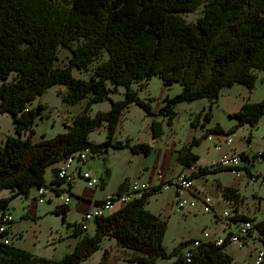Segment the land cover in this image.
<instances>
[{"label": "trees", "instance_id": "obj_1", "mask_svg": "<svg viewBox=\"0 0 264 264\" xmlns=\"http://www.w3.org/2000/svg\"><path fill=\"white\" fill-rule=\"evenodd\" d=\"M203 5V15L195 24L182 17ZM62 48L72 52L64 68L57 66ZM104 53L108 60L91 71L90 79L74 77V69H90ZM258 72H264V0H0V115H11L16 135L8 136L0 146V194L5 190L12 193L0 200V209L8 210L15 197L26 196L33 188L46 187L48 168L83 150L106 156L110 148L130 149L133 154L149 157L153 147L148 143L114 141L121 119L132 104L149 117L164 116L171 125L180 103L207 100L212 106L223 89L238 84L251 92L256 88ZM154 77L166 86L182 87L175 97L164 99L159 113L133 88L142 84V89ZM55 86L65 88L62 95L66 103L77 105L86 100L85 109L65 133L53 138L43 136L35 143L31 136L24 135L33 133L47 107L39 104L34 108L33 103ZM120 87L126 90L125 99L112 100L111 95ZM102 101L110 102V110L91 117L93 105ZM233 117L236 124L228 132L220 126L210 128L206 135L194 138L178 151L179 163L184 167L197 165L199 157L193 149L208 135L231 136L249 126L250 141L264 117V100L248 101ZM202 118L204 125L210 123L211 110L199 114L192 125ZM102 125L108 130L107 140L92 142L90 135ZM162 125L152 122L154 138L162 133ZM258 159L264 160V152L255 153L253 165ZM199 171L211 175L222 170ZM53 172L51 186L60 187L58 168ZM108 178L109 174L102 179L104 186ZM126 185L127 180L119 193L127 189ZM158 191L160 188H154L122 209L96 218L92 235L80 224L68 225L80 239L74 251L60 260L37 258L21 248L0 245V264H82L101 249L105 239L114 240L128 253L129 263L155 264L158 259L174 258V264H233L227 244L204 243L189 261L186 253L195 240L181 242L168 252L163 246L168 222L146 209L150 197ZM223 192L229 200L241 198L234 189L223 188ZM69 212V205L54 211L64 221ZM235 219L254 221L250 236L258 233L264 244V219Z\"/></svg>", "mask_w": 264, "mask_h": 264}, {"label": "rangeland", "instance_id": "obj_2", "mask_svg": "<svg viewBox=\"0 0 264 264\" xmlns=\"http://www.w3.org/2000/svg\"><path fill=\"white\" fill-rule=\"evenodd\" d=\"M203 5L200 10L198 9L195 12L182 14V17L189 23L195 24L198 19H200L203 15V11L205 9ZM72 52L66 48H62L59 53V60L57 62V66L60 68H64L68 65L70 57L72 56ZM108 60L107 54H101V56L95 60L90 69L79 71L74 69L73 74L77 79H90L91 71H93L98 65L102 64L104 61ZM258 81L256 84V88L253 91H249V89L243 85L238 84L235 85L234 89H232L233 93L239 94L242 92L247 97H251L253 100L263 101L264 100V72H258ZM12 80V77H11ZM0 81V85H1ZM142 84H134L133 88L137 90L139 93V97L143 100L150 101L155 112H159L164 104V99L173 98L177 94L181 92V85L174 84L173 86H166L162 79L159 77H154L152 80L148 81L147 84L140 88ZM66 90L64 87L55 86L49 89L45 95H41L35 99L33 103V107L36 108L39 104L45 105L47 110L45 114H43V118L39 117L37 119V124L35 129L33 130L35 139L43 136L45 134L46 138H53L59 134L65 133L68 129L67 126L73 123V120L77 115L83 113L86 100L81 101L77 105L69 104L63 101L62 93H65ZM126 90L123 87H120L118 91L111 95V99L114 101H123L125 99ZM111 104L109 101L98 102L93 105L90 110L89 115L91 117L96 116V114L100 111L106 113L110 110ZM189 106L187 104L183 105L184 111H181L180 117L174 120L175 126L174 129L176 134L173 135L172 139L168 140V143L172 144V147L178 149L180 151L184 146L188 144V142L192 139L194 134L196 136L199 133H196L194 128L191 126V116ZM120 125V132L117 133L118 142L126 143L130 141L133 144L138 143H148L152 144V131H151V120L146 112L140 107L132 104L127 113L122 117ZM236 123L235 120H232L228 116H224L222 120V126L227 130L232 127ZM13 122L10 115H4L0 118V133L9 134L10 136H16L13 131ZM229 131V130H228ZM107 132L106 126H101L96 131H94L90 135V140L94 143H104L107 140ZM237 142L241 145V147H245L246 150H249L251 153L249 146L247 144L248 137L251 134V129L249 126H245V128H240L237 132ZM234 141V138H232ZM254 141L252 153L262 151L264 148V125L257 129L256 132H253V136L251 141ZM161 144V142H159ZM157 144V145H159ZM197 152L201 155L204 160V163H211L216 160L219 151H217L210 141L204 140L201 147L197 150ZM156 160L155 153L150 157H145L144 155H133L130 149L117 150L114 148L109 149V154L106 156H100L95 160L88 162L87 167L91 170L93 176L96 178H104L106 176V171L109 169L111 171V178H109V182L111 187H116L121 182L122 178H124L123 174L125 171V167L129 168V176L132 178L131 182L134 181H148L151 177V173L154 169V164ZM172 166L179 167L178 161L173 157L172 158ZM171 167L169 170L163 169L161 165L155 168L157 171H164L166 174L167 180L170 177H173L174 171H171ZM148 168V170L146 169ZM249 172L252 176L255 177H264V160L258 159L255 161V164H250ZM166 171V172H165ZM168 171V172H167ZM163 173V172H162ZM164 175V174H163ZM54 176V173L49 169L47 172L46 179L50 180V178ZM233 175L226 174L222 175L221 179L226 181L233 180ZM214 177L211 178L210 183L216 186V183H213ZM243 184H242V195L244 196V200L246 201L245 207L251 209L250 215L256 221H261L264 219V185H262L261 181H252L248 174L243 175ZM133 185L132 183H129ZM78 187L84 189V183L80 181L78 183ZM129 188V186H128ZM100 190V189H94ZM175 195L174 188L165 189L163 192L155 195L150 200V205L148 206L149 211L152 213L158 214L162 210L167 209V206L170 205ZM24 199H17L14 201L12 206H10L11 213L13 214V218L16 220L20 219V215L22 213L26 214V207H23L22 203ZM24 203H27L26 201ZM44 206V205H42ZM71 209L73 213L68 214L67 223H65L64 230H66L68 225L73 226L74 223L81 220V216L79 210L83 208L84 205L79 207V201L77 199H72ZM232 212L233 209L231 208ZM170 213V224L168 226V230L166 233L165 240L163 241L164 248L171 252L175 247L178 246L181 241V236L184 231H187L192 228H200L204 225V223L210 221L211 215L208 214H200L197 219H191L188 223L181 222V216L177 213L176 208L173 211H169ZM2 215L0 210V216ZM74 221V222H72ZM73 224H71V223ZM44 226L53 227L56 230V227L62 223V219L55 217L54 214H49L44 221L42 222ZM94 223L90 224L89 233L92 235L94 231ZM109 240L105 239L101 243V249L97 250L94 256L91 258L90 264H98L100 260H102L105 250L110 248L111 244H109ZM263 243L259 244V248L255 251H252V254L249 248H244V252L247 255L246 259H238L235 264H255L257 260L258 251H262ZM235 246V245H234ZM65 255L69 254V248L65 244ZM251 254V255H250ZM64 255V256H65ZM122 254H118L116 257L121 256ZM127 256V255H125ZM175 259H158L155 264H174ZM83 264V263H82ZM85 264V263H84ZM119 264H141V263H129L128 261H120Z\"/></svg>", "mask_w": 264, "mask_h": 264}, {"label": "crops", "instance_id": "obj_3", "mask_svg": "<svg viewBox=\"0 0 264 264\" xmlns=\"http://www.w3.org/2000/svg\"><path fill=\"white\" fill-rule=\"evenodd\" d=\"M234 87L235 86H233L231 88L226 87L225 89H223L219 101L216 104H213L212 106L210 105V103L207 100H203V101H200L197 103L196 102L190 103V104L184 103V104H187L189 106L188 109L190 110L189 114L191 116V119H190L191 126L194 128L196 133H199L198 136H196L194 134L192 139L184 147L189 146L192 143L194 138L199 139V138L203 137L204 135H206L208 129H210V128L213 129L217 126H220L223 128L224 131L228 132V130L232 129L236 123H234V125L232 127H230L229 129L226 130L222 126V120H223V117L225 115L228 116L231 119V121L232 120L236 121V119L233 117V115L238 113L241 110V108L243 107V105H245L248 101L253 102V103H256V102L260 103L261 102V100L260 101L253 100V99H251V97H247L242 92H239V94H237L238 92L233 93L232 89H234ZM184 104L180 103L175 108V111L177 113L176 118L180 117L181 111L185 110V109H183ZM208 110H211V112L213 114V120H211L210 123L204 125V120L202 118L199 120V122L196 123L197 125H195V124L192 125V121L194 119H196L199 114L203 113L204 111H208ZM127 111L125 112V114L127 113ZM153 111H154V109H153ZM155 113H159V112H155ZM7 114L8 113L0 115V118L4 115H7ZM149 118L152 119L150 128L152 131L151 134H152L153 142L151 145L150 144H148V145L153 147L151 155L154 152L155 156H156V160H155L156 164H154V169L151 173V177L148 179V181L131 182L132 178L129 176V168L125 167V171L123 174L124 178H122V180L119 183V185L117 186V188L111 187V184L109 182V178H111L112 175H111V171L109 169L107 170L109 173H107V171H106V176L104 178H100V181H102V179L107 178V174H109V178L106 180L105 186L103 185V183H100V185L95 187V188H89V187H87V185L85 184V181L82 178H77L75 183L73 184V186L70 188L71 203H72V199H77L79 201V207L81 205H84V206L78 212V213H80L81 220H79L78 222H76L74 224L82 223V220H83V217L85 216V214L87 212H89L91 209L95 208L99 202H102V200L105 198V196L107 194H116V195L121 194V193H119V189H120L121 184L125 180H127L126 187L130 185L129 183H132V184L133 183H138V184L147 183V185H149L151 187V189L160 188V191H158L155 194V195H157V194H159L165 190L164 189L165 183L170 184L171 182H173V180H175L177 178V176H179L180 173H182L184 171L190 173L191 176L193 175L195 192H193V191L192 192H186L183 197L186 199H189V200H193V201H197L198 199H201L203 197L210 199L211 200V206L213 209V211L211 213H209V214L204 213V211L201 208H199L195 211L189 210V211L181 212L177 207V199H178L179 195H178L177 189L173 186L171 188H174L175 195H174V198L171 201L170 205L167 206V209L162 210L158 214H155V213H152L151 211H149L148 206L150 205V200L155 195L150 197L149 202L146 205L147 211H149L152 214H155L157 216H160L161 219L168 222V225L170 224V221H169L170 220V213H169V211L171 212L175 208L177 210V213L180 214V216H181V220H182L181 222H185V224L188 223V221H191V219H193V218L197 219L200 214L211 215V218H210V221L208 222V224L206 222V223H204V225L202 227H200L198 229L192 228V229H189L187 231H184L182 233L181 241L179 242V244L181 242H186L189 240L194 241V240L202 238V234L205 230L211 232L212 234L220 235L222 237H227L232 232H235L236 226L234 225V223L230 220H224L223 219V214L226 212H231L236 218L237 217L253 218V216L250 215L251 209L245 207L246 201L243 199L244 196L242 195V192H241L242 191V184L244 182L243 175L246 173V174H248V177L251 179L252 174L250 172H247L245 170L242 173V175L239 176L236 173H234L233 171H226L225 169L222 171H219V172H213V174H211V175H209V174L208 175H201V173L199 171L200 169H203V168H207V170H210V166H212L214 162L218 161L224 154L226 155L231 151L246 153V154L250 155V158H253L254 154L252 152L255 151V150H253V145L255 144V142L253 140L252 141L247 140V144L249 146V149L251 150L250 151L251 153H249V150H246L245 147H241V145L237 142V135H236L237 133L230 136V137L234 138V141L231 145H227V144H225L224 141H220L222 139V137L226 136V135H218V134L210 135V136H213V138H214L213 141H211L209 139V135H208V137H206V139H203V141L204 140L210 141V143H212L214 145L215 149L217 151H219L216 160L212 161L210 164L204 163L203 158L197 152V150L201 147V145L203 143V141H202L200 143V145L196 146L193 149L194 154L199 157V162L197 163V165H195V166L193 165L192 167H184L181 165V163H179L178 149L173 148L172 144L168 143V140L172 139L173 135L176 134V131L174 129V126H175L174 120L176 118L173 120L171 125L167 124V119L164 116H159L157 118H153V117H149ZM154 120H156L157 122H162V124H163L162 125V133H160V136L157 139L154 138V136H153L154 131L152 129V122ZM12 122H13V120H12ZM262 125H264V117L261 119V121H259L258 126L254 129L253 132H256L257 129L260 128ZM13 127L15 129L14 124H13ZM14 129H13V131H14ZM119 132H120V129H119ZM8 136H10V135L0 133V146L5 144ZM29 136H31L32 140L35 143H38V142L42 141V137L45 136V134H43V136H41L37 139L33 138L34 133H32V134L27 133L26 135H24L25 138H27ZM10 137H14V136H10ZM114 141H118L117 134L115 136ZM159 142H161V144H159ZM138 144H140V143H138ZM157 144H159V145H157ZM133 145H136V144H133ZM261 150L262 151L257 152L256 154L264 152V148ZM133 155H136V154H133ZM136 156L138 157L139 155H136ZM99 157L100 156H98L97 158H99ZM145 157H148V156H145ZM173 157L178 161L179 167H175V166L171 167V165H172L171 161H172ZM61 165H62V163H60L56 166L54 165L53 167L48 168V170L50 169L53 172L54 167L59 168V167H61ZM87 165H88V163L83 166V170H86V172H89L92 174L91 170L87 167ZM159 165H161V167H163V169L166 168V170H169L171 167V171L172 170L174 171L173 177H170L167 180V177H166V174L164 173V171H162L163 172L162 173L160 171L155 170V168L157 169V167H159ZM146 169L148 170V168H146ZM48 170H47V172H48ZM226 174L233 175L234 176L233 180L224 182V180L221 179V176L226 175ZM46 176H47V173H46ZM46 176H45L46 185L51 186V183H52L54 176H52L50 178V180H47ZM212 177L215 178L213 183H216V186H214L212 183H210ZM80 181H82L84 183V186H85L84 189H81L78 187V183ZM223 188L234 189L236 193H239L241 198L238 201H235L232 199L229 200V199L225 198ZM94 189H100V190H94ZM38 191H39L38 188H33L31 191H29L28 195H26V196L19 195V196L15 197V199L13 200L11 205H9L8 210H4V211H2L1 209L0 210H1L2 214L5 211H7L8 213H10L13 216V214L11 213V210H10V206H12V204L14 203L15 200L25 198V200H22V203L24 204L23 207H26V214L22 213V215L19 216L20 219L19 220L14 219V221L11 224L12 246H14L16 248H21L22 250L27 251L28 253H30L33 256H36L37 258H47V259H52V260H60L64 257V255H65L64 253H66L65 247H64L65 244L69 248V250H68L70 252L69 254H71L74 251L76 244L80 238L74 236V230L72 228H69V226H67L66 230H64V226H65V223H67V220L64 221L62 219V217H60L54 213L56 207L62 206L61 200H59V198H56L51 194L48 196L49 199L47 201H45V203H39ZM10 196H12V193L9 192L8 190H5L0 194V200L5 199L7 197L9 198ZM137 198H138V196H136V199ZM25 201L27 203H24ZM42 205H44V206H42ZM71 207L72 206L70 205V212H69L70 216L73 213ZM122 208H123V206H121V204L117 203L116 210L118 211ZM231 208L233 209L234 212H232ZM49 214H54L55 217L62 219V223L56 227V230H54V228L51 226L50 227L44 226L42 223L44 221V219ZM72 222H74V221H72ZM71 224H73V223H71ZM89 229H90V224L87 226V230H86L88 232V234H90ZM93 233H94V231H93ZM109 241H110L109 244H111V246L109 249L107 247V249L104 252L102 260H100L98 264H102V261H104V260L107 262V264H119L120 261H127V256H128L127 254L128 253H125V251L123 249L118 247L117 244L114 242V240H109ZM259 244H262V242L260 240V235L258 233H254L252 236H250L247 239L246 244H244L242 247L238 246L236 243H229V244H227L226 249H227V252L233 256V258H234L233 264H235L236 260L247 258V255L243 250L244 248H249V250L252 254V251H255L259 248ZM258 252H260V250ZM118 254L119 255L122 254V255L119 257H116ZM125 255H127V256H125ZM93 256L94 255H92V257ZM92 257H90V259L84 263L90 264Z\"/></svg>", "mask_w": 264, "mask_h": 264}, {"label": "built area", "instance_id": "obj_4", "mask_svg": "<svg viewBox=\"0 0 264 264\" xmlns=\"http://www.w3.org/2000/svg\"><path fill=\"white\" fill-rule=\"evenodd\" d=\"M28 111V110H27ZM211 141L214 140L213 136L209 135ZM220 141H224L225 144L231 145L233 139L230 136H223ZM259 153L258 155H260ZM98 154L91 150H83L77 154L70 155L65 161H62L61 167L58 168L57 179L62 182L60 187L55 185L42 187L38 191V201L39 203H45L49 198V195H53L56 198L61 200L62 205H71V195L70 188L73 186L77 178H82L85 181V184L89 188H95L100 185V179L93 176L91 173L83 170V166L88 162L96 159ZM253 158H250L249 154L231 151L228 154H224L218 161L214 162L210 166V170H228L233 171L237 175L241 176L250 164H253ZM251 175V174H250ZM252 181H261L264 185V177H255L251 175ZM194 180L190 173L184 171L177 176L173 182L170 184L165 183V188L175 187L178 192L177 207L181 212L184 211H195L201 208L204 213H211L213 211L211 206V200L208 198H201L197 201L189 200L184 198L186 192H195ZM152 189L147 183L138 184L133 183L129 185L123 193L116 194H107L102 202H99L95 208L91 209L83 217L82 223L80 226L87 230L89 224L94 223L96 218L106 216L107 214L116 211L117 203L121 206L127 205L129 202H133L141 198L142 194L150 192ZM59 191V192H58ZM224 220H230L236 226L235 232H232L227 237H222L220 235L212 234L211 232L205 230L202 234V238L195 240L190 246L189 250L186 253L187 260L189 261L192 258L194 251L198 250L202 244L211 243L216 246H223L229 243H236L238 246L242 247L246 244L247 239L254 229V221L245 219L238 220L235 219V216L231 212H226L223 214ZM235 219V220H234ZM14 221L13 216L5 211L0 216V245L11 246V224ZM264 261V246L262 251L257 254V260L255 264H260Z\"/></svg>", "mask_w": 264, "mask_h": 264}]
</instances>
